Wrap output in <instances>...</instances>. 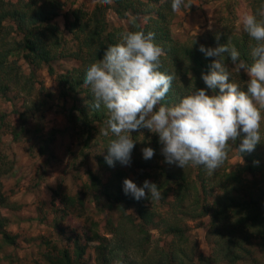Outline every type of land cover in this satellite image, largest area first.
<instances>
[{
	"label": "trees",
	"instance_id": "trees-1",
	"mask_svg": "<svg viewBox=\"0 0 264 264\" xmlns=\"http://www.w3.org/2000/svg\"><path fill=\"white\" fill-rule=\"evenodd\" d=\"M246 2L248 13L255 14L264 9V0ZM223 4L225 13L220 12L216 28L203 36L196 35L180 41L171 32L174 17L171 0H111L108 4L97 0L92 7H70L64 12L63 3L59 0H0V97L13 101V104L19 98V92L24 98L22 106L12 110L20 123L9 134L12 140L19 141L28 136L31 132L29 118H34L37 113L42 116L49 100L57 99L56 103L49 104L56 105L66 115V131L73 136L77 134L86 148L101 142L103 153L98 155L99 167L111 173L107 180L102 181L98 174L89 172V182L85 183L86 189L95 192V198L104 196V204L109 210L105 223L109 235L98 234V226L92 222L83 234L84 240L80 233H73L69 237L71 246L53 245L43 253V264H90V259L85 257L90 243H93L95 264H264V185L257 177L264 169V125L261 127L262 142L254 151L240 154L238 148L241 141L231 144L244 162L228 172L220 167L222 172L217 170L212 174L224 179L222 191L216 195L212 187L207 188L206 178L212 175L203 166L190 164L181 168L170 165L161 154L158 134L148 129L133 132L136 144L131 167H136L143 175L152 172L150 182L156 184L161 193L160 199L137 201L124 192L123 181L129 178L123 165L117 161L112 167L105 160L108 146L114 139L110 131L107 136L104 135L108 113L103 106L100 110L92 107V93L83 85L87 68L98 63L106 48L121 42L129 32L154 33L155 42L164 50L160 71L175 75L171 89L162 101L166 106L178 104L186 95L207 87L202 74L210 72L215 57H205L199 51L200 45L215 48L228 44L240 52V59L251 64V46L255 41L244 31L242 24L239 28L235 27L238 19L235 2L223 0ZM109 10L126 20V25L109 24ZM59 15L64 17L69 38L65 37L55 21ZM258 19L261 18L258 16ZM61 58L77 60L79 65L57 73L52 63ZM20 59L29 67L27 73L23 71ZM225 62L233 72L232 81L246 88L249 79L246 73L243 70L236 72L227 56ZM44 67L55 76L59 87L56 95L40 78ZM208 91L211 94V90ZM37 95L42 97L36 99ZM67 100L71 101L68 107ZM4 117L5 113L0 111V121ZM39 130V126L33 130L34 139L38 144V153L44 154L49 152L55 131L50 132L46 139L37 140ZM34 146L32 142L30 149ZM145 147L155 150L153 158H143L142 149ZM0 165L6 166L5 171L11 167L2 158ZM192 166L200 174L199 187L191 176ZM244 172L254 177L245 178ZM144 181L139 184L140 187ZM214 182L209 181L210 184ZM232 191H237L236 195ZM146 192L150 195L147 189ZM169 194H172L171 200L167 199ZM60 199L58 208L67 213L76 210L81 202V198L76 201L65 193H61ZM3 202L0 195V203ZM162 205H167L166 211L158 209ZM128 207L134 208L135 215L127 213ZM3 216H0V248L3 244L14 245L16 240L14 234L5 230L7 220ZM205 216L208 217L207 238L211 244L208 256L197 254L195 245L189 242L186 223L187 219ZM134 219L138 221L135 223ZM152 228L165 237L163 240L159 237L151 251H147L150 245L147 234ZM166 236L170 239L167 240ZM255 239L257 249L263 253L262 259L246 246ZM137 257L141 258L140 262Z\"/></svg>",
	"mask_w": 264,
	"mask_h": 264
},
{
	"label": "clouds",
	"instance_id": "clouds-1",
	"mask_svg": "<svg viewBox=\"0 0 264 264\" xmlns=\"http://www.w3.org/2000/svg\"><path fill=\"white\" fill-rule=\"evenodd\" d=\"M102 2L108 4L111 0ZM186 7L185 0H171L173 12ZM242 26L255 41L250 52L252 63L240 59V52L228 44L215 48L200 45L199 51L205 57H215L210 72L202 74L207 87L172 106L162 101L175 75L160 71L164 50L152 32L127 33L121 42L106 48L98 63L87 68L83 85L92 93V107L100 110L103 106L108 113L104 135L110 131L114 136L105 157L109 166L114 167L117 161L130 165L136 144L132 133L142 129L158 134L166 163L181 168L203 166L209 175L223 165L230 144L235 145L237 140L241 141L240 154L255 150L262 142L264 123V9L245 14ZM225 56L236 72L243 70L249 77L246 88L232 81L233 72ZM142 154L148 160L155 150L145 147ZM123 185L125 194L137 201L161 198L158 186L148 180L142 187L131 179H125Z\"/></svg>",
	"mask_w": 264,
	"mask_h": 264
},
{
	"label": "rangeland",
	"instance_id": "rangeland-1",
	"mask_svg": "<svg viewBox=\"0 0 264 264\" xmlns=\"http://www.w3.org/2000/svg\"><path fill=\"white\" fill-rule=\"evenodd\" d=\"M59 1L63 3L62 11L64 12L70 7H92L97 0ZM231 1L235 2L237 7L238 19L235 21L237 23L235 27L239 28L243 16L248 13L247 2L246 0ZM185 3L188 7L174 12L171 24L173 37L180 41L196 35L203 36L206 32L216 28L220 12L224 11L225 13V9H222L223 0H185ZM107 19L111 25H126V20L117 17L112 10L108 11ZM55 21L66 35L65 37L69 38L64 27V17L59 15ZM19 62L23 71L27 73L29 70L27 64L22 59ZM78 65L79 62L71 58H61L52 63L57 73ZM40 78L53 95L58 93L59 87L55 76L49 74L47 67L42 69ZM18 96L19 98L14 101L15 104L11 100L0 97V111L5 113L3 121H0V124L2 123L0 126V158L8 161L11 165L8 171L4 170L5 165H0V195L4 199V202L0 203V216L4 215L3 217L7 220L5 230L16 236L14 245L3 244L0 248V264H43L45 263L43 253L53 245L57 247L71 246L69 237L73 233H80L84 240L83 234L92 226V222L97 224L98 234L109 235L105 226L109 210L104 204V196L99 195L98 198H95V192L86 189L85 183L89 182V172L98 174L102 181L107 180L111 173L99 167L98 155L103 153L101 142L86 148L77 134L73 136L66 131L68 127L66 115L60 112L56 105H51L56 103L57 99L49 100L51 104L48 103L42 116L37 113L34 118H29L28 127L31 128V132L28 133V136L22 137L19 141L12 140L9 134L12 128H16L20 124L12 110L21 107L22 99H24L20 92ZM38 97H42V95H37L35 98ZM70 105L71 101L67 100L66 106ZM263 125L264 123H262ZM36 126L40 127L37 132V140L46 139L50 132L55 131V138L49 144V152L44 154L38 153V144L34 139L35 133L33 132ZM29 138L30 140H28ZM32 142L35 146L30 149ZM243 162V158L237 153L236 148L230 144L228 158L221 167L228 172ZM123 168L127 172L128 178L138 186L143 180L153 179L152 172H146L143 175L138 172L136 167H131V162L129 166H123ZM191 168V176L199 187L200 174L193 166ZM149 171L151 170L149 169ZM218 171L222 172L221 168ZM215 176L217 175L206 176L207 188L212 187L214 195L222 191L221 186L224 184L223 178ZM243 176L249 179L254 177L246 172L243 173ZM257 177L264 185V169L261 174H257ZM214 180L216 182L213 184L209 183ZM61 193L72 196L76 201L81 198L82 203L79 202L76 210L67 213V211L58 208ZM232 193L236 195L237 191H232ZM171 197L172 194H169L167 199L171 200ZM158 203L162 202L158 200ZM82 205L83 207H81ZM158 209L162 212L166 211L167 205L159 206ZM127 213L135 215L134 208L128 207ZM114 216L116 219L118 218L117 215ZM137 221L134 219L135 223ZM186 223L189 242L195 245L197 254L210 255L211 244L207 238L208 217L195 220L187 219ZM147 236L148 244H150L147 251H151L155 243L159 241V237L162 240L165 237L155 228L150 229ZM166 239L168 240L170 237L166 236ZM256 240L246 246L253 251L256 257L262 259L263 253L257 249ZM85 257L90 259V264L96 263L93 243L89 244ZM137 259L139 262L141 261L140 257Z\"/></svg>",
	"mask_w": 264,
	"mask_h": 264
}]
</instances>
